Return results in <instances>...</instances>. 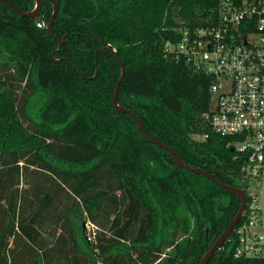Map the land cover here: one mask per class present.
<instances>
[{"label": "trees", "instance_id": "1", "mask_svg": "<svg viewBox=\"0 0 264 264\" xmlns=\"http://www.w3.org/2000/svg\"><path fill=\"white\" fill-rule=\"evenodd\" d=\"M55 1L49 34L50 0L36 16L0 0V264H198L240 201L113 105L114 55L117 104L185 165L245 188L233 137L201 117L211 77L163 50L215 1ZM234 244L206 264H264Z\"/></svg>", "mask_w": 264, "mask_h": 264}, {"label": "built area", "instance_id": "2", "mask_svg": "<svg viewBox=\"0 0 264 264\" xmlns=\"http://www.w3.org/2000/svg\"><path fill=\"white\" fill-rule=\"evenodd\" d=\"M214 1L204 24L173 27L179 38L163 50L212 79L201 117L213 132L233 137L232 159L245 186L232 255L264 261V0ZM84 226L93 238L96 226L90 220Z\"/></svg>", "mask_w": 264, "mask_h": 264}, {"label": "water", "instance_id": "3", "mask_svg": "<svg viewBox=\"0 0 264 264\" xmlns=\"http://www.w3.org/2000/svg\"><path fill=\"white\" fill-rule=\"evenodd\" d=\"M2 2H4L5 4H7L8 6H10L13 10H15L17 13H19L22 16H36L39 12L40 9V5H41V0H35V5L34 8L28 12H25L23 10H21L20 8L16 7L15 5H13L12 3L8 2L7 0H1ZM52 3V14L50 17V20L46 26V30L49 32V34H51V26H52V22L57 10V2L55 0H50ZM62 43V40L60 41ZM107 50V49H105ZM115 58L119 61L120 66H121V73H120V77L118 78L117 82H116V86H115V90L112 96V103L113 105L121 110V111H126L127 113H129L137 122L138 126L140 127V129H142L146 135L148 137L151 138V140L163 147L164 149H166L167 151H169V153L172 155V157L174 158L175 162L182 168L188 169L190 171H193L195 173L201 174V175H205L209 178H211L212 180H214L215 182H217L218 184H220L221 186H223L224 188H226L227 190H229L230 192H232L233 194H235L239 201V207L238 210L236 211L235 215L233 216V218L229 221V223L227 224V226L224 228V230L221 232V234L212 242V244L210 245V247L205 251V253L203 254L201 260L199 261L198 264H206V262L209 260V258L211 257V255L213 254V252L223 243V241L227 238V236L231 233L232 228L234 227V225L237 223V221L239 220V218L241 217L242 211L244 209L245 206V202H246V197H245V192L242 188L237 187V186H233L227 183H223L221 181L216 180L210 173H208L207 171L198 168V167H190L185 165V163L183 162V160L179 157V155L170 147H168L167 145H165L164 143H162L159 139H157L154 135H152L142 124L141 120L138 118V116H136L130 109H125L123 107H120L117 102V90H118V86L120 83V80L122 79L123 75H124V64L122 61H120L118 59V57L116 55H114ZM230 150H232V147L230 148Z\"/></svg>", "mask_w": 264, "mask_h": 264}, {"label": "rangeland", "instance_id": "4", "mask_svg": "<svg viewBox=\"0 0 264 264\" xmlns=\"http://www.w3.org/2000/svg\"><path fill=\"white\" fill-rule=\"evenodd\" d=\"M192 136L195 137V138H197V135H193V134H192Z\"/></svg>", "mask_w": 264, "mask_h": 264}]
</instances>
